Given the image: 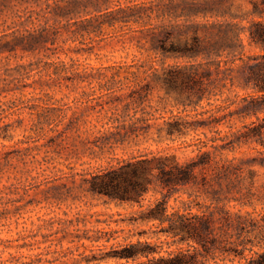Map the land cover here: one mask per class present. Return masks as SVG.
I'll use <instances>...</instances> for the list:
<instances>
[{
    "label": "rangeland",
    "instance_id": "1",
    "mask_svg": "<svg viewBox=\"0 0 264 264\" xmlns=\"http://www.w3.org/2000/svg\"><path fill=\"white\" fill-rule=\"evenodd\" d=\"M190 1L108 0V10L129 5L126 12L134 14L109 24L99 23L106 15L78 21L104 9L60 16L64 0H0V264L122 263L106 254L157 229L154 221L133 218L160 197L159 189L138 206L91 193L87 179L140 154L185 163L204 150L212 163L194 169V183L172 194L169 210L190 205L215 218L230 214V240L251 247L246 256L264 250V136L237 141L250 119L231 104L244 91L223 89L209 103L185 105L163 83V68L203 59L163 56L150 41L160 25L176 31L181 24L236 21L246 28L248 20L262 19L252 11L253 1L261 3L228 0L233 17L183 12ZM41 27L49 30L42 45L13 44ZM241 36L246 53L260 52ZM173 121L183 133H168ZM226 165L229 177L218 178Z\"/></svg>",
    "mask_w": 264,
    "mask_h": 264
},
{
    "label": "trees",
    "instance_id": "2",
    "mask_svg": "<svg viewBox=\"0 0 264 264\" xmlns=\"http://www.w3.org/2000/svg\"><path fill=\"white\" fill-rule=\"evenodd\" d=\"M64 1V5L57 6L58 14L62 17L86 14L89 7L94 11L105 10L78 20L81 23L106 15L110 17L99 23L112 24L127 21L130 15H134L126 12L133 8L129 5L108 10V0ZM260 3L261 5L253 1L252 11L262 19L248 20L246 28L236 21L181 24L176 31L173 27L160 25L152 27L150 38L163 56L203 59L200 62L174 63L163 68V83L168 89L183 96L185 105L198 106L204 98L209 103L212 96H221L223 89L244 91L231 102L237 105L236 110L241 119H250L248 123H242L236 135V140L244 143L262 141L264 136V0H260ZM231 7L232 3H228V0H191L181 9L188 14L221 13L237 17L230 14ZM120 11L122 14L119 16L115 14ZM41 28L37 34L16 36L13 44L19 41L22 47L28 49L42 45L48 39L49 30L46 28L43 33L45 27ZM242 33H246L248 44L258 47L260 52L244 51ZM210 85L217 87V92L211 93L212 90H208ZM224 115L214 123L220 124ZM176 130L183 133L177 121L170 122L168 133L173 134ZM221 138H226V134ZM203 146L205 144L200 148ZM220 147L224 148V145ZM211 163L209 150L200 152L197 159L185 163H178L173 156L140 154L91 174L87 179L91 193L120 202L141 206L143 195L150 189L158 188L160 194L159 198L145 207L138 218H133V221H154L157 229L147 234L144 240L137 238L118 245L106 257L123 260L118 264H264V250L254 251L253 255L246 256L245 251H251L252 248L247 247L243 240H239L237 244L230 240V214L225 213L215 218L211 212L192 211L190 205L183 211L169 210L168 201L172 194L179 192L181 187L194 183V169ZM231 167L224 166L221 172L216 173L218 178L229 177ZM194 205L197 209L201 207L198 202ZM138 234L146 235V232L139 231ZM161 235L165 238L160 239ZM239 236L237 232V238ZM172 245L176 247L171 248Z\"/></svg>",
    "mask_w": 264,
    "mask_h": 264
}]
</instances>
